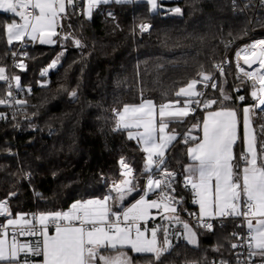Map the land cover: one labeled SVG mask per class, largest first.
<instances>
[{"label": "trees", "instance_id": "trees-1", "mask_svg": "<svg viewBox=\"0 0 264 264\" xmlns=\"http://www.w3.org/2000/svg\"><path fill=\"white\" fill-rule=\"evenodd\" d=\"M166 7H179L183 14H153L146 3L112 2L94 8L88 19L82 6L81 11L77 7L75 15L61 21L54 45L24 43L26 55L17 58L12 53L21 44H8L3 25L10 16L0 13V67L7 69L9 77L20 76V93L12 95L27 101L0 105L4 117L0 119V200L15 193L8 200L13 216L67 211L78 200L102 199L121 179L122 158L134 169L138 186L144 187L145 154L126 131L113 130L114 109L143 100L157 106L180 100L175 93L201 72L212 74L218 86L210 88L203 100L216 99V107L255 103L251 82L237 73L234 56L245 44L264 38V0H180L167 2ZM142 23L150 24V30L141 32ZM57 57V66L50 68ZM224 60L226 72L216 75L215 65ZM20 62L25 69L14 67ZM46 68L47 75H41ZM7 88L0 82V99L7 97ZM221 88L230 100H223ZM241 95L244 101L238 99ZM206 110L201 106L177 129L184 133L189 126L201 124ZM253 118L259 150L264 141L259 126L264 119ZM182 138L166 159V165L181 175L186 150L195 143ZM173 187L174 194L183 197L180 216L186 220L185 213L192 209L191 191L180 181ZM133 201L129 197L125 204ZM193 225L200 246L192 248L173 237L171 250L161 258L163 264L233 259L230 244L236 221L225 220L212 231ZM129 255L134 264H148L150 258L130 250Z\"/></svg>", "mask_w": 264, "mask_h": 264}, {"label": "snow or ice", "instance_id": "snow-or-ice-1", "mask_svg": "<svg viewBox=\"0 0 264 264\" xmlns=\"http://www.w3.org/2000/svg\"><path fill=\"white\" fill-rule=\"evenodd\" d=\"M110 2L125 4L133 0H87V16L91 18L94 8ZM145 3L153 14H183L179 7L167 8V0H145ZM78 5L79 0H0V12L11 14V22L3 25L8 44L23 41L25 37L41 44L55 43L53 37L58 35L57 27L62 26L61 21L75 15ZM150 27L147 23L139 25L141 32ZM64 38L68 39V35ZM75 44L80 46V41L75 40ZM12 55L15 57L16 53ZM235 55L238 72L251 81L250 95L255 101L242 109L245 149L239 157L233 150L238 140L237 111L225 107L208 111L202 128L199 123L193 124L183 135L185 143L195 142L187 149L192 163L185 168L187 175L183 183L185 187L190 186L195 197L193 203L199 205L198 214L189 213L196 219V227L212 231L211 220L239 218L241 222L236 227L246 228L247 232L231 233L234 242L230 248H244L247 258L237 260V264H254L256 257L264 264V141L258 150L253 128L254 115L264 119V39L242 47ZM240 59L249 68L258 67L246 71L239 65ZM58 61L59 57L49 67L55 68ZM14 67L25 69L26 65L20 62ZM215 67L223 74L221 65ZM48 70L44 69L41 75H47ZM6 72L5 67H0V81L8 86L7 97L0 99V105L26 104L27 101L14 99L11 91L13 81L15 87L20 88V76L9 77ZM212 80V74L198 73L197 79L175 93L177 97H185L183 102L170 101L157 109L152 100H143L138 105L126 104L122 110H113V130L126 131L128 139H135L145 154L143 173L147 179L144 187L138 186L134 169L122 158L119 161L122 179L114 181L110 193L102 199L78 200L67 211L19 213L14 217L8 200L15 193L0 200V217L7 218L6 224L0 225V264H134L129 250L150 257L148 264H163L161 258L172 248L169 236L173 224H181L184 231L180 236L198 247L197 231L180 216L183 197L174 194L176 173L166 167V151L179 134L175 130L166 132V129L173 120L183 122L201 105L210 109L218 103L216 99H198L205 95L197 90L198 84L217 89L215 82L208 84ZM219 91L223 100L232 98L222 88ZM71 95L75 97L76 93ZM238 99L244 101L245 97L241 95ZM181 103L182 106H178ZM3 118L0 114V119ZM196 129L202 130V137L191 135ZM259 129L264 136V123ZM151 192L157 194L156 199L147 198ZM129 197L134 202L125 204ZM157 217L161 223L149 228L148 222ZM18 237L35 239L21 242ZM219 264L229 262L221 260Z\"/></svg>", "mask_w": 264, "mask_h": 264}, {"label": "crops", "instance_id": "crops-1", "mask_svg": "<svg viewBox=\"0 0 264 264\" xmlns=\"http://www.w3.org/2000/svg\"><path fill=\"white\" fill-rule=\"evenodd\" d=\"M178 1H180V0H167V2H178ZM133 2H136V3H145V0H133ZM110 3H112V2H110ZM109 4V3H108ZM100 5H102V4H100ZM99 6V5H98ZM85 8H87V0H82V9H83V11H84V9ZM94 10V9H93ZM0 13H3V12H0ZM3 14H5V13H3ZM6 15H9L10 17H11V14H6ZM18 19V18H17ZM11 22V21H10ZM58 30V27H57V29H56V31ZM53 39L55 40V42H56V36L55 37H53ZM22 43H26V44H29V45H41V46H52V45H54L55 43H52V44H41V43H39V41L38 40H36V41H33V40H31V39H29L28 37H25L24 38V40L23 41H13V43L12 44H10V45H18V44H22ZM6 74L8 75V72H6ZM0 82H3V81H0ZM200 85L201 84H198L197 85V90H199L200 89ZM184 99H185V97H180V101L181 102H183L184 101ZM157 106V105H156ZM178 106H182V103H181V105H178ZM245 106H251V105H244V106H236V107H233V106H227V105H225V106H219V107H216V105H213L210 109H207L206 111H205V113H204V115H203V118H204V116L207 114V112L208 111H216V110H219V108L220 107H225V108H234L236 111H237V114H238V140H237V143L234 145V153L237 155V157H239L240 156V154L244 151V149H245V145H244V143H243V140H242V135H243V125H242V119H243V113H242V109H243V107H245ZM159 108V106H157V109ZM192 115V114H191ZM191 115H189L187 118H185L184 120H183V122H177V121H175V120H173V121H171L170 123H169V127H168V129H166V132H171L172 130H175L179 135L177 136V140H175V141H173L172 142V144L169 146V148H168V150L166 151V159H167V155H168V153H169V151H170V149H171V147H173L175 144H176V142H178L179 140H181V137H182V135H184V134H186L187 132H188V130L191 128V126H189L187 129H186V131L184 132V133H181L178 129H177V126L178 125H181V124H183V123H185L187 120H189V118L191 117ZM203 121V120H202ZM201 128H202V123H201ZM253 128L255 129V125H254V118H253ZM256 131V130H255ZM191 135H193V136H197V137H202V130L201 129H196V130H193L192 132H191ZM183 139V138H182ZM135 142H137L135 139H133ZM195 144V143H194ZM194 144L193 145H191V146H189V147H193L194 146ZM140 145V144H139ZM141 146V145H140ZM188 147V148H189ZM187 148V149H188ZM258 148V147H257ZM186 160H187V163L186 164H184L183 165V171H182V173H183V176L185 177L186 175H187V173L185 172V168L187 167V165H189V164H191L192 163V161H191V159H190V157H188V155H187V150H186ZM156 196H157V194L155 193V192H151V193H149L148 194V199H156ZM134 202V201H133ZM69 210V209H68ZM154 212H155V210H153ZM198 212H199V208H198ZM14 217V216H13ZM0 219H2L3 221H2V223L3 224H6V222H7V218L6 217H0ZM207 219V218H206ZM156 220H160L159 219V217H157L156 218ZM183 220V219H182ZM215 220H223V219H221V218H218V219H215ZM184 221H186V220H184ZM149 222H151V221H149ZM148 222V223H149ZM188 222V221H187ZM190 225H192L193 227H194V230H196V228H195V226L192 224V223H190V222H188ZM183 227H182V225L181 224H173L172 226H170V236H169V239L171 240V243H172V238L173 237H178V239L179 238H182L181 236H180V233H183ZM197 231V230H196ZM198 233V232H197ZM9 239H10V237H9ZM32 239H35V238H33V237H20V241L21 242H23V241H25V240H32ZM182 240L184 241V242H186L187 243V241L186 240H184L183 238H182ZM198 241H199V246H200V239H199V235H198ZM188 244V243H187ZM190 247H192V248H198L197 246H193V245H190V244H188ZM132 253V252H131ZM134 254V253H133ZM134 255H142V254H134ZM257 259H258V261H259V263H260V258L259 257H257Z\"/></svg>", "mask_w": 264, "mask_h": 264}, {"label": "built area", "instance_id": "built-area-1", "mask_svg": "<svg viewBox=\"0 0 264 264\" xmlns=\"http://www.w3.org/2000/svg\"><path fill=\"white\" fill-rule=\"evenodd\" d=\"M233 1H234V0H233ZM81 6H82V0H79V5H78V7H79V11H81ZM149 30H150V29H149ZM149 30H148V31H149ZM261 39H264V38L254 39V40H252L251 42L245 44V45L242 46V47H245L246 45H249V44H251V43H253V42L257 41V40H261ZM242 47H241V48H242ZM241 48H239L238 51H239ZM25 50H26V45H25L24 43H22V44L20 45V47H19V51L16 52V56H15L14 58H17V56L24 57V56H25V53H26ZM242 55H243V54H242ZM234 63H235V65H236L235 67H236V71H237V73H238L239 75L243 76L242 74H240V73L238 72L236 55L234 56ZM220 65H221L222 68H223V74H224V73L226 72L227 67H228V62H227V60H224ZM239 65H240L241 67H243L246 71H252V70H254V69H256V68L258 67V65H252V67L249 68L248 65L244 64V60H243V59H240V60H239ZM243 65H245V66H243ZM216 75H222V74L220 73V71H219L217 68H216ZM244 78H245V77H244ZM245 79L247 80V78H245ZM213 82H215V83L217 84V82H216V80H215L214 77H213V80H212V81H209V82H208V84L210 85V84L213 83ZM248 82H251V81H248ZM12 83H13V87H12V89H11L12 93H13V94H16V93L19 94V93H20V88H16V87H15V81H13ZM210 88H211L210 86H209V87H204V85L201 83L199 91L203 92V93L206 95V94L208 93V91L210 90ZM205 95L202 96V97H199L198 99L203 100L204 97H205ZM201 106H202V105H201ZM201 106L198 107V108H196L195 113L199 110V108H201ZM193 107H196V106L193 105ZM166 167H167V169H168L169 171H172V172H175V173H176L175 183L180 181L181 184L184 186L183 181H184V178H185V177H184L183 175H181L180 173H178L177 171H175V170H173V169H170L167 165H166ZM146 179H147V178H146ZM184 187H185V186H184ZM185 188L191 191V194H192V203H191V204H192V209H191V211H187V212L185 213L184 218L186 219V221H188V222H190V223L196 225V224H197L196 219H195L194 217L190 216L189 213H196V214H198V213H199V212H198L199 205L193 203V200L195 199V197H194V195H193V192H192L190 186L185 187ZM180 215H181V212H180ZM225 220H233V221H236L237 224H239V223L241 222L239 218H227V219H223V220H211L210 222H212V223L214 224V227H215L216 225L221 226V225H222V222H224ZM154 223H161V221H160V220L151 221V222L148 223V227L151 228V227L153 226ZM235 232H239V233H241V234H246L247 229H246V228H237V230H236ZM18 238H19V237H18ZM232 256H233V259H232L231 261H229V264H237V260L244 261V260L247 258V253H246V250H245L244 248H237V249H233V255H232ZM220 261H221V260H213V261H211L209 264H213V262H215V264H219ZM254 264H260L259 261H258V259H257V257H256L255 260H254Z\"/></svg>", "mask_w": 264, "mask_h": 264}, {"label": "rangeland", "instance_id": "rangeland-1", "mask_svg": "<svg viewBox=\"0 0 264 264\" xmlns=\"http://www.w3.org/2000/svg\"><path fill=\"white\" fill-rule=\"evenodd\" d=\"M84 15H85V17L86 18H88V19H90L88 16H87V14H86V8L84 9ZM92 17V16H91ZM235 64V63H234ZM236 66V65H235ZM243 66H245V65H243ZM236 68V67H235ZM15 76V75H14ZM130 165V164H129ZM131 166V165H130ZM118 170H119V175H120V177H121V179H122V176H121V172H122V169H121V167H120V164L118 163ZM120 179V180H121ZM113 195H115V193H112Z\"/></svg>", "mask_w": 264, "mask_h": 264}]
</instances>
